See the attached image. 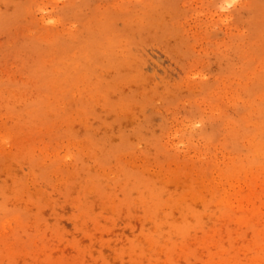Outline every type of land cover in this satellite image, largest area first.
Returning a JSON list of instances; mask_svg holds the SVG:
<instances>
[{
	"label": "rangeland",
	"instance_id": "374dc122",
	"mask_svg": "<svg viewBox=\"0 0 264 264\" xmlns=\"http://www.w3.org/2000/svg\"><path fill=\"white\" fill-rule=\"evenodd\" d=\"M0 264H264V0H0Z\"/></svg>",
	"mask_w": 264,
	"mask_h": 264
}]
</instances>
